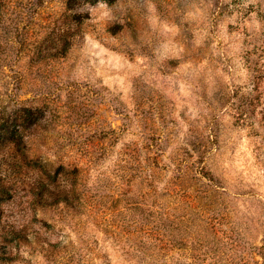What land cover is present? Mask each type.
I'll return each instance as SVG.
<instances>
[{"label": "rangeland", "instance_id": "obj_1", "mask_svg": "<svg viewBox=\"0 0 264 264\" xmlns=\"http://www.w3.org/2000/svg\"><path fill=\"white\" fill-rule=\"evenodd\" d=\"M20 1L0 13V116L53 119L0 203L4 264H264V0H100L79 20ZM34 161L63 165L70 204H32ZM170 211V238L136 233ZM12 225L29 241L2 248Z\"/></svg>", "mask_w": 264, "mask_h": 264}, {"label": "trees", "instance_id": "obj_2", "mask_svg": "<svg viewBox=\"0 0 264 264\" xmlns=\"http://www.w3.org/2000/svg\"><path fill=\"white\" fill-rule=\"evenodd\" d=\"M100 0H65V8L66 10L71 11L72 19L73 20H79L81 16H87V12H83L82 8L85 6V4H95ZM107 2H113L115 0H104ZM45 0H26V2L20 1L21 7H28L34 15L38 12V9L44 4ZM7 4V0H1L0 1V13L1 8H5ZM23 4V5H22ZM20 13H18L19 15ZM28 22H31L30 19L27 20V23L23 25L22 28H25L26 25H28ZM65 23L68 24L67 21ZM21 30V29H20ZM46 40V39H45ZM69 42H65L63 47L60 49L57 47L55 50H52L47 53L42 54V43L39 45V49L37 48L36 58H39V61L45 60L47 57H57L62 54H65L67 51ZM46 110L43 108H31L28 106H23L21 108L16 109L12 116H6L2 115L0 116V153L4 152L3 149L8 148L7 155L3 154V158L5 160H10V158L13 159L10 161H6L5 164H3L0 161V203L1 201L6 197V195H13L17 192L18 185L17 181H9L10 179H19L22 182L25 180L24 176L27 175V172H23L22 170V164L20 162V159L25 158L27 156V149L28 145L26 143V137L30 133H36L40 127L46 128L47 124L51 123L52 119L49 121L48 117L46 116ZM17 157V159H16ZM2 160V159H1ZM40 165V169L42 170V174H39L37 177L34 178L29 183V191L32 192L31 194V201L32 204H38V205H52L57 202H65L66 204H70L73 200V197L71 196V192H74L77 190V185L75 182L72 183V187L70 189L62 188L61 180L59 173L61 170L64 169L63 165H60L57 167L55 172L48 171V168L43 163H38L37 161H34L33 164ZM29 164V163H27ZM7 165V166H4ZM77 168L73 169V172L76 173ZM25 182V181H24ZM32 189V190H31ZM45 192H47L49 195L45 196ZM53 197V198H51ZM136 205V206H135ZM135 207H139L138 203L135 204ZM195 206L190 207V215L193 216H199V211H196L194 209ZM151 213V212H149ZM175 213L170 211L167 212V215L165 217L160 216L158 221H155L151 223V221L148 219L143 220L139 219V217L134 216L132 219V222H135L136 224L141 222L139 229H135L140 233V235H144L145 238H148L150 241H163L164 236H167L170 238L172 236V233H165L164 231L170 230L172 231L173 224L175 222L174 219ZM6 234L3 235V241L2 248H6L8 242L13 241L15 239L18 240V242L22 239H25L26 241H29V238L27 235L23 232L22 229H16L13 227V225L8 228L6 231ZM135 232V231H133ZM142 259L143 260V255ZM136 255V254H135ZM17 255H11V254H3L0 255V264L9 263L13 261L16 258ZM142 262V261H141Z\"/></svg>", "mask_w": 264, "mask_h": 264}]
</instances>
